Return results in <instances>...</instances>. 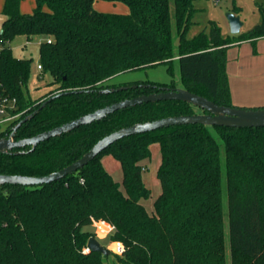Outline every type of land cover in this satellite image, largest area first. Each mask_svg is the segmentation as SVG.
<instances>
[{
  "label": "trees",
  "instance_id": "obj_1",
  "mask_svg": "<svg viewBox=\"0 0 264 264\" xmlns=\"http://www.w3.org/2000/svg\"><path fill=\"white\" fill-rule=\"evenodd\" d=\"M194 1L35 0L33 12L23 13L22 0H5L0 98L15 97L12 113L20 115L0 138L8 137L49 97L53 99L17 129L15 139L163 87H181L219 105L236 106L226 69L228 53L236 42L264 38V6L261 22L247 31L225 37L211 21L208 32L188 38ZM101 2L122 4L128 11H102L97 8ZM17 34L47 37L40 45V65L55 87L37 100L25 98L32 59L13 54L9 44ZM175 61L178 81L112 82L122 72L158 64L174 74ZM124 85L129 87L104 92ZM196 108L185 101L161 100L117 110L33 151L28 146L0 153V174L48 175L122 127L198 113ZM150 141L161 146L162 192L152 213L142 203L151 194L142 176ZM110 150L121 162L125 191L100 160ZM225 207L231 264H264V127L187 124L126 136L55 182L0 185V264H107V255L87 250L88 239L96 236L88 227L99 219L114 227L110 240L121 244L116 256L124 264H227Z\"/></svg>",
  "mask_w": 264,
  "mask_h": 264
},
{
  "label": "water",
  "instance_id": "obj_2",
  "mask_svg": "<svg viewBox=\"0 0 264 264\" xmlns=\"http://www.w3.org/2000/svg\"><path fill=\"white\" fill-rule=\"evenodd\" d=\"M227 18L230 24L231 33L233 35L239 34L243 26L240 16L233 12H229L227 13ZM136 86V84L132 85V87ZM144 86L147 85L144 84ZM128 87V85H124L118 88L104 90V92L121 90ZM52 99L53 97H49L43 101L38 109L21 119L13 127V130L8 137L0 138V153H8L14 149L25 148L28 146L31 147L30 150L33 151L40 143L47 141L52 137L61 136L73 131L75 128L80 126L89 125L94 121H99L117 110L133 107L142 103L157 102L161 100H179L192 104L198 109H201L202 112L168 116L152 121L138 122L127 127H122L98 140L80 159L58 171H54L43 176L0 174V185L13 184L20 186H32L55 182L66 177L67 175L75 173L87 165L90 161L94 160L98 155H100L103 151L109 148L110 145L119 139H122L126 136L154 131L174 125L203 124L210 126L216 125L238 128L264 127V107L244 108L238 106L219 105L205 96L199 95L181 87H163L159 92L142 94L136 97L120 100L110 105H106L62 125L38 133L32 137L15 139L17 129L26 120L32 118ZM18 152L24 151H15V153ZM87 247L89 250L98 251L103 255L111 254L110 249L103 245L95 236H92L88 239Z\"/></svg>",
  "mask_w": 264,
  "mask_h": 264
},
{
  "label": "rangeland",
  "instance_id": "obj_3",
  "mask_svg": "<svg viewBox=\"0 0 264 264\" xmlns=\"http://www.w3.org/2000/svg\"><path fill=\"white\" fill-rule=\"evenodd\" d=\"M34 0H25L24 7L33 12ZM5 2V1H4ZM3 6L0 4V33L2 30L3 21L7 17L3 13ZM33 6V7H31ZM260 6H264V0H195L194 11L192 15V24L186 32V37L191 38L203 30L209 31L211 21H216L221 29L223 36L233 35L230 30V24L227 18V13L236 12L239 10L243 26L242 31L251 29L262 20ZM121 9L119 4H109V10L118 11ZM173 9V2H172ZM47 37L43 35H35L33 38L28 39L24 34L15 35L10 41V47L15 56L19 58H31V72L24 87V94L26 99L37 100L46 94L49 90L55 87L52 83V76L49 73L43 72L38 67L41 64L40 60V45L41 42L46 41ZM175 53L179 50V39L175 35L174 39ZM174 74H171L166 64H158L146 68L125 71L116 75L113 79V83H126L137 80H150L156 82L169 83L172 80L178 81L180 77L179 66L177 61L174 63ZM248 107V106H246ZM248 108H256L255 106H249ZM196 111L200 113L202 110L196 108ZM7 115L0 113V132L7 128L9 121ZM148 146L151 150L150 158L143 162L144 170L142 173L144 182L151 190V194L148 198L143 199L142 203L146 209L152 213L154 211V202L162 192V184L158 177V169L161 164V146L158 141H150ZM105 168L112 174L113 178L120 183L121 189L125 191L123 184V170L120 160L117 158L112 150L105 152L100 158ZM224 229H225V251L227 254V264H231V247L229 242V230H228V218L227 207L224 208ZM100 242L105 245L112 252L110 255L105 256L107 264H124L116 255L119 254L116 245L111 243L110 237L100 239Z\"/></svg>",
  "mask_w": 264,
  "mask_h": 264
},
{
  "label": "crops",
  "instance_id": "obj_4",
  "mask_svg": "<svg viewBox=\"0 0 264 264\" xmlns=\"http://www.w3.org/2000/svg\"><path fill=\"white\" fill-rule=\"evenodd\" d=\"M4 1L0 0V4L5 3ZM24 1L22 0L21 11L31 13L24 7ZM32 4L35 7V0ZM109 4L111 3L101 2L97 4V8L102 11H112L109 10ZM119 5L121 9L118 11H128L127 7ZM234 13L238 15V12ZM226 69L234 105L239 107L264 106V38L232 44ZM88 228L96 233L95 237L99 241L110 237L112 233L107 225L92 224ZM111 243L117 246L116 243L112 241Z\"/></svg>",
  "mask_w": 264,
  "mask_h": 264
},
{
  "label": "built area",
  "instance_id": "obj_5",
  "mask_svg": "<svg viewBox=\"0 0 264 264\" xmlns=\"http://www.w3.org/2000/svg\"><path fill=\"white\" fill-rule=\"evenodd\" d=\"M216 2H219V0H216ZM38 67L42 69V66L39 64ZM17 107V99L15 97H3L0 98V113L7 115V120L10 122L12 120H15L19 117L20 113H12V110H14ZM95 225H107L111 231H113L114 227L106 222L103 219H99L93 222ZM116 249L118 253H121L123 248L121 244H117ZM87 250L89 248L87 247Z\"/></svg>",
  "mask_w": 264,
  "mask_h": 264
}]
</instances>
